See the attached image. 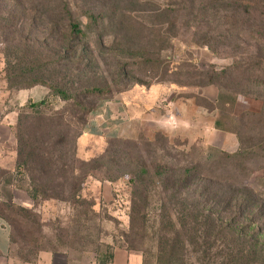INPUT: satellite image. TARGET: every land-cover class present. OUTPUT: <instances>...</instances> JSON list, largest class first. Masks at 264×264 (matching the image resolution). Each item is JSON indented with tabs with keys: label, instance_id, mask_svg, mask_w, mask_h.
<instances>
[{
	"label": "rangeland",
	"instance_id": "374dc122",
	"mask_svg": "<svg viewBox=\"0 0 264 264\" xmlns=\"http://www.w3.org/2000/svg\"><path fill=\"white\" fill-rule=\"evenodd\" d=\"M258 83L264 0H0V211L13 259L110 264L121 247L143 264H214L213 240L197 239L208 228L181 203L246 183L264 197V105L254 118L233 108L264 96ZM212 86L243 154L174 125L182 106L164 114L190 98L211 111ZM131 104L151 112L132 120Z\"/></svg>",
	"mask_w": 264,
	"mask_h": 264
},
{
	"label": "trees",
	"instance_id": "16d2710c",
	"mask_svg": "<svg viewBox=\"0 0 264 264\" xmlns=\"http://www.w3.org/2000/svg\"><path fill=\"white\" fill-rule=\"evenodd\" d=\"M70 27L73 36H85L79 25L72 23ZM43 84L41 83V85ZM258 84L264 87L263 83ZM55 91L61 96L64 95L59 89H55ZM240 98H249L264 105V96L254 97L244 94L236 96V99L234 98L233 108ZM220 102L219 97L216 109ZM43 105H45V101L35 104V107ZM228 105L230 104L227 103L224 106L227 107ZM256 114L244 112L242 115L254 118L257 116ZM216 116L217 130L239 135L236 132L237 130H233V127L228 126L226 122L228 119L224 113L219 112ZM239 140V152L243 154L245 147H243L241 137ZM185 177V183L186 181L191 182L189 180L190 172H185ZM212 191H214L213 187H207L199 194L198 199H193L190 203L185 200L181 203V207L185 214L190 212L195 214L193 218H195L199 227L202 229L208 228L209 232L200 233L197 239L198 241L213 240L214 244L206 252L213 258L214 264H264V230L258 229L252 231L251 234L249 233L258 223V220L264 219V197L259 198V196H256L248 183L235 187L231 186L227 191L220 190L221 193L218 189ZM197 192L195 190L194 194L197 195ZM248 217L251 221H254L253 224L249 222L243 225L242 222L247 221ZM112 258L113 256H111V260Z\"/></svg>",
	"mask_w": 264,
	"mask_h": 264
},
{
	"label": "crops",
	"instance_id": "0c3cea01",
	"mask_svg": "<svg viewBox=\"0 0 264 264\" xmlns=\"http://www.w3.org/2000/svg\"><path fill=\"white\" fill-rule=\"evenodd\" d=\"M211 88V90H210ZM208 88V92L206 94V99L208 103L212 105V110H207L206 113H201L200 106L190 98L189 100H181L176 102L177 105L173 106L176 108H171L172 105L164 107V114H170V116H177V112L182 109V112H185L184 117H176L174 125L177 126H192L195 130L202 132L206 135V138L214 139L213 142H209L208 144L212 147L216 146L215 138H222V142L220 143L222 148L226 151H230L229 149H233L234 147H238L239 139L238 136L234 133L223 132L216 129L217 122V110L216 104L219 98V91L215 86ZM154 91V90H153ZM157 93L153 94V97H157ZM191 103V104H190ZM191 105V107H190ZM258 105L262 106L258 101L249 99V98H240L235 105V112L244 113L251 112L257 113ZM184 107V109H183ZM191 108V109H190ZM190 109V110H189ZM128 113L132 116L131 119L135 121H140L148 113L151 112L150 107H137L131 104L128 107ZM154 111V110H152ZM173 112V113H172ZM181 110L179 111V113ZM237 113V114H238ZM168 122V121H167ZM3 123H0V129H6V126H2ZM2 131L0 132V134ZM208 139V140H209ZM1 154V149H0ZM1 155H0V206L3 203V195H2V181H1ZM12 232L11 227L7 220L3 217L0 211V264H17V262L12 257ZM113 258L110 260V264H143V259L140 255L130 252L126 248H116L112 254ZM39 264H55V261L52 258H43Z\"/></svg>",
	"mask_w": 264,
	"mask_h": 264
}]
</instances>
